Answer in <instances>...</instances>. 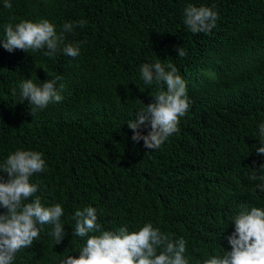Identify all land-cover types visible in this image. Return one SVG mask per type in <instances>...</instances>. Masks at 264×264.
<instances>
[{
	"label": "trees",
	"instance_id": "1",
	"mask_svg": "<svg viewBox=\"0 0 264 264\" xmlns=\"http://www.w3.org/2000/svg\"><path fill=\"white\" fill-rule=\"evenodd\" d=\"M0 0L5 25L48 20L59 34L66 22L86 20L65 33L79 55L13 49L0 42V166L18 149L42 153L46 168L30 182L44 206L61 204L65 236L51 225L21 249L13 264H61L78 257L87 236L75 235L77 209L97 210L102 230L138 231L151 223L173 241H186L188 264L231 251L228 237L242 210H264L259 125L264 123V0ZM218 14L210 33L184 24L189 5ZM187 55L179 57L177 48ZM172 63L190 101L178 131L160 148L134 142L128 122L166 85H145L142 64ZM39 66V67H38ZM62 76L63 100L37 110L20 102L25 79L42 85ZM16 94H12V89ZM150 123L137 131L147 135ZM0 180L7 173L0 170ZM7 210L0 205V214ZM99 235V233H89Z\"/></svg>",
	"mask_w": 264,
	"mask_h": 264
},
{
	"label": "clouds",
	"instance_id": "2",
	"mask_svg": "<svg viewBox=\"0 0 264 264\" xmlns=\"http://www.w3.org/2000/svg\"><path fill=\"white\" fill-rule=\"evenodd\" d=\"M4 7L11 9L12 4L5 0ZM218 14L206 6L196 7L189 4L184 9V24L192 33H210L216 26ZM86 20L66 22L62 30L57 33L55 26L44 19L39 22L21 20L5 25V39L3 47L11 52L13 49L31 51L45 50L44 55L50 59L63 51L70 57L79 55V45L65 43V33H71L74 28L84 27ZM179 57H185L186 51L177 48ZM39 67V66H38ZM160 62L142 64L141 77L145 85L155 82L166 85V91L161 90L154 96L140 112L136 119L128 122L133 130L131 139L134 142L143 140L144 147L155 150L175 132L181 117H184L190 107L186 94V83L177 68L168 63ZM62 76H55L46 80L42 85L35 84L28 78L19 84L20 102H28L31 113L47 108L50 104L63 100L64 85L56 87ZM16 94V89H12ZM146 122L151 130L142 135L137 129ZM260 147L258 154H264V123L259 125ZM264 166L262 164L260 168ZM46 168L43 155L37 151L18 149L11 153L0 170L7 173V180H0V205L7 211L0 214V264H13L16 254L23 248L30 247L40 236L38 225H51L50 236L55 244H59L65 236L64 224L61 217L64 209L59 203L44 206L39 196L32 202L24 203L38 191V185L30 182L34 173L42 172ZM251 179H259L257 185L264 191V175H253ZM72 219L75 221V235L87 236L86 244L79 251L78 257L67 256L61 264H188L184 256L186 241L183 238L171 240L159 228L151 223H145L138 231L129 232L128 228L120 227L117 231L102 230L97 222V210L88 206L77 209ZM235 231L228 237L231 251L223 255H215L204 261V264H264V210L252 207L242 210L233 220ZM99 235H89V233Z\"/></svg>",
	"mask_w": 264,
	"mask_h": 264
}]
</instances>
